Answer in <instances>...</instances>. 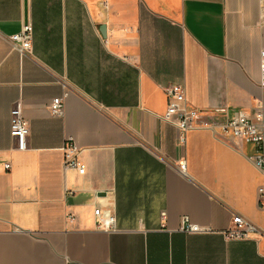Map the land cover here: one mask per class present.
Masks as SVG:
<instances>
[{
    "label": "crops",
    "instance_id": "obj_1",
    "mask_svg": "<svg viewBox=\"0 0 264 264\" xmlns=\"http://www.w3.org/2000/svg\"><path fill=\"white\" fill-rule=\"evenodd\" d=\"M26 23L21 56L11 36ZM263 48L264 0H0V264H264L257 147L207 128L182 146L162 119L178 85L218 123L260 104L264 132ZM69 136L84 173L64 165ZM97 207L115 230L96 226ZM234 214L258 231L227 239ZM183 216L210 231L179 230Z\"/></svg>",
    "mask_w": 264,
    "mask_h": 264
},
{
    "label": "built area",
    "instance_id": "obj_2",
    "mask_svg": "<svg viewBox=\"0 0 264 264\" xmlns=\"http://www.w3.org/2000/svg\"><path fill=\"white\" fill-rule=\"evenodd\" d=\"M13 47L21 56L30 54L32 50L33 28L30 23L23 24L21 30L11 36ZM260 86L264 88V48L260 51ZM168 103L165 114L162 119L175 124L178 128V143L184 146L186 136L190 130L196 128H207L218 133V129L224 134H229L238 142L254 144L257 147V153L250 156L253 163L264 168V132L263 127V109L260 104L255 108L252 115L245 112H236L232 117L224 122L218 123L212 121L206 115L207 113L189 105L185 98L184 88L182 86H170L166 88ZM68 95L65 92L62 96L53 98L50 104V112L53 116L60 117L64 115V99ZM219 111L218 113H220ZM29 123L23 116L22 110L17 104L11 110L10 134L16 140L17 149L25 150L27 148V137L29 135ZM65 167L76 168L80 173H84L85 166L79 161L77 154L79 148L73 137L66 138L63 147ZM10 168V164H5ZM179 169L183 174L186 173V162L183 160L179 164ZM263 192V189H261ZM96 226L100 229L112 231L116 227V217L109 208L97 207L94 209ZM163 216L165 213L163 212ZM69 220L73 221L74 216L69 215ZM179 230L186 233H207L209 228L192 222L188 216L181 218ZM257 228L248 220L239 214H234L232 218V227L223 231L227 239H243L249 237L251 232H257Z\"/></svg>",
    "mask_w": 264,
    "mask_h": 264
}]
</instances>
